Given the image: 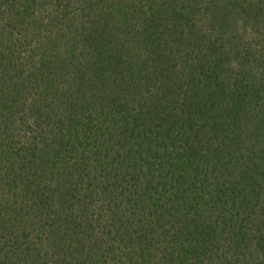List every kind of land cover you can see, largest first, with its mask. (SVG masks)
Returning a JSON list of instances; mask_svg holds the SVG:
<instances>
[{
  "label": "trees",
  "instance_id": "obj_1",
  "mask_svg": "<svg viewBox=\"0 0 264 264\" xmlns=\"http://www.w3.org/2000/svg\"><path fill=\"white\" fill-rule=\"evenodd\" d=\"M0 264H264V0H0Z\"/></svg>",
  "mask_w": 264,
  "mask_h": 264
}]
</instances>
